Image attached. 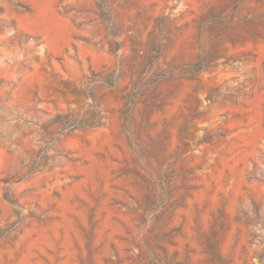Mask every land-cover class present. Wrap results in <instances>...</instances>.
<instances>
[{
  "label": "rangeland",
  "instance_id": "rangeland-1",
  "mask_svg": "<svg viewBox=\"0 0 264 264\" xmlns=\"http://www.w3.org/2000/svg\"><path fill=\"white\" fill-rule=\"evenodd\" d=\"M0 264H264V0H0Z\"/></svg>",
  "mask_w": 264,
  "mask_h": 264
}]
</instances>
